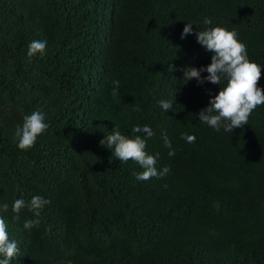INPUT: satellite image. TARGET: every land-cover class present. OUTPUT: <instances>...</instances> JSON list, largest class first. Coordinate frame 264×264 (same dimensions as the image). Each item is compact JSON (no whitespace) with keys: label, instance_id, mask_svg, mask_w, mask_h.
<instances>
[{"label":"trees","instance_id":"1","mask_svg":"<svg viewBox=\"0 0 264 264\" xmlns=\"http://www.w3.org/2000/svg\"><path fill=\"white\" fill-rule=\"evenodd\" d=\"M216 26L237 33L264 88V0H0V217L20 250L10 264H264V105L217 132L198 113L227 81L180 71L211 63L195 31ZM34 40L47 47L30 58ZM37 110L49 127L21 150L16 126ZM145 125L151 138L132 132ZM115 127L145 139L168 174L137 180L143 168L101 144ZM37 195L50 203L25 230L36 217L25 207L14 219L12 204Z\"/></svg>","mask_w":264,"mask_h":264},{"label":"clouds","instance_id":"2","mask_svg":"<svg viewBox=\"0 0 264 264\" xmlns=\"http://www.w3.org/2000/svg\"><path fill=\"white\" fill-rule=\"evenodd\" d=\"M212 21L205 18L204 24L210 25ZM193 33V24L186 23L181 39L186 38ZM195 35L197 42L202 45L207 52L212 53L211 63L200 68L187 66L180 69L184 73V80L191 81L195 78L198 84L203 85L205 82L212 84H221V80H226L225 86L221 87L218 94L213 95L209 91V105L201 109L198 117L201 123L208 125L217 132L224 129L226 132H233L236 128H241L248 124L249 117L257 106L264 105V88L258 86L262 76L261 66L256 62L250 61L247 54L246 45L239 41L237 33L230 31L224 27L216 26L207 30H196ZM47 47L46 41L34 40L28 45V56L39 53L41 56L45 54ZM207 72L208 75L202 76L201 73ZM119 81H113V89L111 95L115 98L118 96ZM159 106L164 110L173 107V102L166 100L158 101ZM136 111L140 109L135 108ZM49 125L45 122V115L41 111H33L29 115L23 117V124L17 125L15 137L18 139V148L27 150L32 148L38 136L44 133ZM147 133L151 138L154 135L152 130L145 125L143 129L139 126L132 129L133 133ZM181 139L187 143H194L196 137L188 133H182ZM164 146L169 151V156L175 155L172 149L171 141L168 139L167 133L163 134ZM101 144L113 150L114 155L126 163L134 160L142 168L143 171L136 174L139 181H147L153 177L162 178L170 171L165 166L162 171L156 168L159 153L155 156L146 152V140L136 135L130 138L122 134L118 128H114L111 134L105 136ZM50 201L42 196H33L31 201L26 203L24 199H16L12 204V211L16 215L14 219L19 220V213L25 207L34 213L35 219H27L23 223L25 230H31L40 224L39 217L41 210ZM4 212L8 211V204L0 206ZM18 244L14 240L9 239L7 224L3 217H0V264H10V261L19 253Z\"/></svg>","mask_w":264,"mask_h":264}]
</instances>
